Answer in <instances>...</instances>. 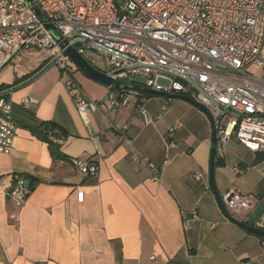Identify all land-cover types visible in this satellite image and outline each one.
I'll return each instance as SVG.
<instances>
[{"label": "crops", "instance_id": "1", "mask_svg": "<svg viewBox=\"0 0 264 264\" xmlns=\"http://www.w3.org/2000/svg\"><path fill=\"white\" fill-rule=\"evenodd\" d=\"M28 51L0 78L1 88L16 86L6 96L15 119L55 121L67 131L58 140L62 152L93 160L98 171L85 175L70 161L54 160L46 142L18 125L11 150L0 151V264H264V238L230 220L211 188L213 126L204 111L132 90L116 109L105 99L86 125L75 92L104 98L109 87L70 61L24 82L47 60L37 48ZM21 56L31 61L20 63ZM144 160L160 168L161 182ZM18 173L38 180L21 207L7 194ZM214 184L222 200L231 190L248 194L247 209H227L264 226L263 151H249L235 137L218 143Z\"/></svg>", "mask_w": 264, "mask_h": 264}, {"label": "built area", "instance_id": "2", "mask_svg": "<svg viewBox=\"0 0 264 264\" xmlns=\"http://www.w3.org/2000/svg\"><path fill=\"white\" fill-rule=\"evenodd\" d=\"M36 3L79 53L84 55L91 48L101 50L94 45L106 49L103 71L113 78L188 95L210 112L218 143L235 137L249 151L264 152V0ZM31 48L39 49L47 60L54 59L61 69L73 62L63 54L31 5L24 0H0V70ZM251 65L262 68V74L251 73ZM141 74L145 75L143 83L136 80ZM66 84L75 86L72 79ZM131 91L109 87L104 98H83L75 92V104L89 125L90 113L100 109L105 99L116 109L128 104ZM29 101L26 98L23 102ZM17 132L12 104L0 94V151L11 150ZM126 142L131 144L132 140L126 138ZM134 158L142 160L137 154ZM144 163L152 178L161 182L160 168L147 160ZM72 164L85 175L97 174L98 165L91 159L75 157ZM7 194L16 207L24 205L29 194L24 177L14 174ZM223 200L236 214L251 203L248 194L236 190L228 191ZM193 216L197 217V211Z\"/></svg>", "mask_w": 264, "mask_h": 264}, {"label": "water", "instance_id": "3", "mask_svg": "<svg viewBox=\"0 0 264 264\" xmlns=\"http://www.w3.org/2000/svg\"><path fill=\"white\" fill-rule=\"evenodd\" d=\"M24 1L32 6V9L36 13L39 20L43 22L45 28L53 36L55 41L59 43V47L63 51V54L66 57H68L71 61H73L81 70H83L92 79L98 82H101L107 85L108 87H111L114 89L135 90L139 92H147V93H151L154 95H163L169 98H176V99H183V100L190 101L191 103L199 107L202 111H204L212 121V117L208 109L201 103L194 101L188 95H183V94H179L176 92H163V91L153 90L141 84H137L133 82H125V81H121V80L113 78L110 74L106 73L105 71L93 65L92 62H90L83 54L79 53L73 45L68 44V41L63 38L60 31L54 26L53 23L49 21L44 11L36 3V0H24ZM94 47L100 48L102 51H106V49L102 47H98L97 45H94ZM108 52L113 53L111 51H108ZM53 61L54 59L49 60L44 66H42L38 71H36L32 76H30L24 82H27L35 78L36 76H38L46 68L52 65ZM15 87L16 86L11 87L10 89H8V91L11 89H14ZM2 93L3 92H0V94ZM212 126H213V129H212V149H211V157H210V184H211L212 190L217 194V199H218L220 208L223 211V213L233 222L238 223L244 226L245 228H247L249 231L264 237V228L247 224L246 222L234 217L227 209L226 204L221 199L220 195H218V191L214 184V166H215V158L217 154L218 138H217V130L215 128L213 121H212Z\"/></svg>", "mask_w": 264, "mask_h": 264}, {"label": "trees", "instance_id": "4", "mask_svg": "<svg viewBox=\"0 0 264 264\" xmlns=\"http://www.w3.org/2000/svg\"><path fill=\"white\" fill-rule=\"evenodd\" d=\"M49 60H46L39 68L33 71L30 75L35 73L38 69H40L43 65H45ZM30 75L26 76L25 78L29 77ZM13 87L10 85L9 87H0V92L2 96L6 97L8 95V89ZM142 95L147 97L154 96V94L147 93V92H140ZM16 122L19 126H24L30 128V130L41 140L48 144L50 154L54 160H66L72 162V159L62 152L61 146L58 143V140L64 139L67 136V131L55 121H43L39 125H32L25 121H20L16 119ZM19 176L24 177L27 181V186L29 191L35 188L37 184V178L33 175L27 173H18ZM93 176V175H92ZM260 236V235H259ZM261 238H264L260 236Z\"/></svg>", "mask_w": 264, "mask_h": 264}, {"label": "rangeland", "instance_id": "5", "mask_svg": "<svg viewBox=\"0 0 264 264\" xmlns=\"http://www.w3.org/2000/svg\"><path fill=\"white\" fill-rule=\"evenodd\" d=\"M28 54H30L31 56L39 55V53L36 50H30V51H28ZM262 54L264 55V49L262 50ZM84 56L90 62H92L93 65H95L96 67L100 68L101 70H105L106 69V55H105L104 51L99 50V49H95V48H91V49H87L86 50V52L84 53ZM63 58H65V57H63ZM27 61L30 62L31 58L21 56L20 63L27 62ZM10 65H11V63L7 64L4 68H2V70L0 71V78L3 77L2 74L5 73V71L7 69H9ZM248 70L251 73L255 74V75H261L262 74V68L258 67L257 65H251L248 68ZM136 80L138 82H140V83H143L145 81V75L144 74L137 75L136 76ZM161 82H163L165 84L168 83L167 80H164V79H161ZM82 86H83L82 87L83 90H85L86 86L85 85H82Z\"/></svg>", "mask_w": 264, "mask_h": 264}]
</instances>
